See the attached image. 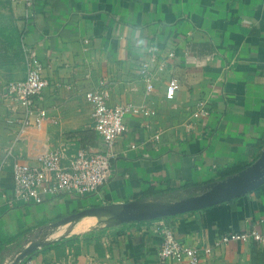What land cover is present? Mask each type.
I'll return each mask as SVG.
<instances>
[{"label": "crops", "instance_id": "obj_1", "mask_svg": "<svg viewBox=\"0 0 264 264\" xmlns=\"http://www.w3.org/2000/svg\"><path fill=\"white\" fill-rule=\"evenodd\" d=\"M24 41L45 67L49 85L40 104L56 122L21 132L19 125L7 121L6 94L10 81L26 77ZM151 42L164 44L175 56L159 72L155 90L147 93L140 65ZM173 76L180 88L170 98L165 90ZM103 79L111 89V106L132 102L156 111L151 116L127 115L128 131L116 145L112 180L99 193L7 204L3 194L14 186L15 160L37 165L65 138L74 139L73 149L104 148L94 128L93 106L85 97ZM204 99L212 113L195 119L191 114L196 102ZM131 143L137 147L124 153ZM262 152L264 0H36L31 11L23 3L0 0V264H12L32 239L57 228L83 227L80 221L85 219L99 222L80 232L71 230L63 239L114 222L92 211L50 228L72 213L139 199H145L140 201L143 210L159 208L165 199L196 194L200 187L224 179L221 174L234 166H249ZM164 219L181 240L200 247L224 233L251 227L264 232V184ZM155 220L80 235L67 246L75 249L73 263L177 264L161 259L163 236ZM34 256L37 264H51L66 258L67 249L59 254L40 248ZM201 264H264V248L255 241L232 242L205 255Z\"/></svg>", "mask_w": 264, "mask_h": 264}, {"label": "built area", "instance_id": "obj_2", "mask_svg": "<svg viewBox=\"0 0 264 264\" xmlns=\"http://www.w3.org/2000/svg\"><path fill=\"white\" fill-rule=\"evenodd\" d=\"M23 3L31 11L36 0H10ZM30 13V12H29ZM28 14V13H27ZM26 63V77L12 80L7 85L6 101L8 106L7 121L17 124L21 132L29 127L41 129L47 122L55 123L49 111L41 106L43 90L49 85L44 75V65L36 52L25 41L22 44ZM165 53L163 54V50ZM148 58L140 65V74L145 83L147 93L156 88L159 72L167 68L169 58L175 56L174 50L155 42L147 46ZM180 88V81L173 76L166 83V96L174 97ZM86 100L93 106L94 128L103 138L104 148L94 150L91 147L79 145L75 149L74 139H62L56 148L40 157L37 165L28 164L22 160L13 163L14 186L10 192L3 194V199L11 206L22 203H42L47 196L55 197L63 194L85 196L99 193L100 190L115 176L114 160L117 157L116 145L128 131L127 115H155L156 111L146 105L132 102L118 103L111 106V89L106 80L85 93ZM212 113L209 100L196 102L192 117L206 119ZM161 131L154 135L160 140ZM136 143L129 144L124 153L135 149ZM73 149V150H72ZM4 164H0V172ZM264 222V219L261 220ZM154 227L162 236L159 248L161 259H172L177 264H201L205 255H210L216 248L232 242L255 241L264 248V232L258 227L247 231H234L217 236L211 244L203 247L189 245L181 240L174 225L164 217L154 221ZM67 256L57 259L51 264H74V247H67ZM73 259V260H72ZM19 264H37L33 255L25 258Z\"/></svg>", "mask_w": 264, "mask_h": 264}, {"label": "water", "instance_id": "obj_3", "mask_svg": "<svg viewBox=\"0 0 264 264\" xmlns=\"http://www.w3.org/2000/svg\"><path fill=\"white\" fill-rule=\"evenodd\" d=\"M262 184H264V152H262L261 156L256 161L249 164V166L241 171L228 175L224 179L215 181L205 187H200L196 194H190L181 199L169 202L164 201V205L159 208L151 210L141 209L142 207L140 206V201L145 199L121 204L92 206L65 216L51 225L50 228L67 223L73 219H77L80 216L89 214L92 211H110L112 213L114 216V222L106 224L107 227L131 221L140 222L155 220L162 218L163 216L169 217L183 214L228 201L246 194ZM49 243L53 242L41 243L38 237L32 239L23 249L19 251L12 264H19L22 260L33 255L42 246Z\"/></svg>", "mask_w": 264, "mask_h": 264}, {"label": "bare ground", "instance_id": "obj_4", "mask_svg": "<svg viewBox=\"0 0 264 264\" xmlns=\"http://www.w3.org/2000/svg\"><path fill=\"white\" fill-rule=\"evenodd\" d=\"M140 205L143 206L145 204L140 202ZM100 212H102V214L104 213V214H107L108 216H110L109 217L110 219L114 218V216L112 215V213L110 211H100ZM80 222L84 225V226L82 225L83 227H81V225L79 223H77V224L75 223L76 225L74 227H72V228H68V229L67 228H64V229L63 228H57L56 232L49 233V235L48 234L41 235L40 237H38V239H39V241L41 243H45V242H48V241L50 242V241H54V240H57V239L63 237V235L65 233H68L71 230H75L76 232H80V231L88 229L92 224H95V225L99 224V222H97L96 219H95V221L93 219H85V220H82Z\"/></svg>", "mask_w": 264, "mask_h": 264}, {"label": "trees", "instance_id": "obj_5", "mask_svg": "<svg viewBox=\"0 0 264 264\" xmlns=\"http://www.w3.org/2000/svg\"><path fill=\"white\" fill-rule=\"evenodd\" d=\"M246 166L247 165H243V164L234 166L231 169H228L225 172H223L221 174V178H225L228 175L237 173V172L241 171L242 169H244ZM79 236L80 235L78 234V235H73L71 237H66V238L60 239L56 242L49 243V244L45 245V247L43 249L44 250L55 249L58 251L59 254H64L66 247L72 246L74 244V242L79 238Z\"/></svg>", "mask_w": 264, "mask_h": 264}, {"label": "rangeland", "instance_id": "obj_6", "mask_svg": "<svg viewBox=\"0 0 264 264\" xmlns=\"http://www.w3.org/2000/svg\"><path fill=\"white\" fill-rule=\"evenodd\" d=\"M176 197H172V199H168V200H164V201H173V200H178V199H180V198H178V199H175ZM104 227H107L106 225H103V226H100V227H97V228H94V229H90V230H88V231H86V232H84V233H75V234H72V235H70L69 237H71V236H73V235H85V234H88V233H90V232H94V231H96V230H100V229H102V228H104ZM108 228V227H107ZM69 233V232H68ZM68 233H65L64 235H63V237L64 236H66ZM36 238V237H35ZM62 238V237H61ZM47 245V244H46ZM45 247V245L44 246H42L41 247V249H43Z\"/></svg>", "mask_w": 264, "mask_h": 264}]
</instances>
